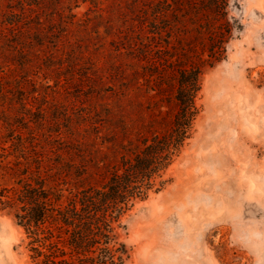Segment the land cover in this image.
<instances>
[{"label": "rangeland", "instance_id": "1", "mask_svg": "<svg viewBox=\"0 0 264 264\" xmlns=\"http://www.w3.org/2000/svg\"><path fill=\"white\" fill-rule=\"evenodd\" d=\"M192 2L0 0L12 87L0 101V189L17 185V156L33 144L71 170L65 188L102 184L94 164L166 129L179 68L201 66L191 134L165 186L121 217L118 241L126 264H264V0L231 3L241 28L214 59L203 25L218 16L172 11ZM21 8L13 28L5 19ZM31 240L0 204V264H39Z\"/></svg>", "mask_w": 264, "mask_h": 264}, {"label": "trees", "instance_id": "2", "mask_svg": "<svg viewBox=\"0 0 264 264\" xmlns=\"http://www.w3.org/2000/svg\"><path fill=\"white\" fill-rule=\"evenodd\" d=\"M234 2L236 0H200L196 6L195 2L188 6L178 4L172 11L184 16L193 9L196 13L208 10L218 16L203 25L209 37L210 57L214 59L215 54L227 48L234 31L241 28L237 18L230 16L229 7ZM22 14L25 11L5 21L14 28L22 21ZM1 67L0 62V101H5L10 100L12 87ZM201 74V66L179 68L177 110L168 127L141 135L137 142L121 141L114 150L120 154L117 161L99 159L94 164L95 172H107L106 180L100 185L88 184L75 190L65 188L70 169L58 166V162L52 161L51 155L37 145L33 144L29 150L21 148L17 167L11 172L13 177L17 176V185L0 189V204L13 211L17 223L32 237L31 242L36 243L32 249L39 264H126V248L118 241L117 227L121 217L137 201L145 200L151 191L161 190L168 182L163 175L190 136L198 113L195 98L201 88ZM19 137L22 139V135ZM21 157L25 162L23 167ZM84 166L82 169H86ZM86 173L83 170L76 175L79 178L92 176ZM66 189H69L67 195Z\"/></svg>", "mask_w": 264, "mask_h": 264}]
</instances>
